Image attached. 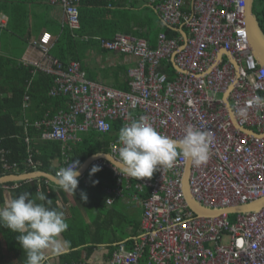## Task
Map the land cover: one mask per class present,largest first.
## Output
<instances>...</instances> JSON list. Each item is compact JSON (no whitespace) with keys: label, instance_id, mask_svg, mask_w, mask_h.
Here are the masks:
<instances>
[{"label":"built area","instance_id":"2783aa9c","mask_svg":"<svg viewBox=\"0 0 264 264\" xmlns=\"http://www.w3.org/2000/svg\"><path fill=\"white\" fill-rule=\"evenodd\" d=\"M49 2L62 6L72 32L80 28V0ZM148 2L166 25L182 28L186 35L169 37L160 32L156 46L125 33L98 37L101 48L136 58L128 69V90L89 79L77 60L63 62L53 56L50 33H42L33 42L40 53L39 59L29 62L33 73L41 70L51 75L49 95L66 96L67 106L32 124L24 123L28 146L25 165L35 167L29 125L41 130L40 139L61 143L65 158L57 177L68 165L67 143L78 141L79 133H107L116 120L123 126L145 117L158 132L177 141L189 125L210 134L208 160L201 165L190 161L189 187L201 206L222 210L264 197V65L251 47L247 0ZM166 64H171L173 77L162 71ZM256 97L261 98L260 103ZM24 99L26 106L29 97ZM105 125L110 126L107 131L102 130ZM108 146L109 153L117 157L119 140ZM8 152L0 147V160L7 171L3 175L19 174L17 165L9 163ZM187 161L178 156L171 168H158L152 177L139 179L123 176L102 158L87 168L90 173L99 165L119 179H131L144 195L141 235L131 247L118 243L110 264H264V205L250 212L231 213L236 216L234 222L225 212L196 215L182 189ZM85 172L78 184L86 186ZM20 181L4 183L3 187L16 188ZM44 183L50 188L49 179ZM38 188L42 189L41 182Z\"/></svg>","mask_w":264,"mask_h":264},{"label":"crops","instance_id":"0c3cea01","mask_svg":"<svg viewBox=\"0 0 264 264\" xmlns=\"http://www.w3.org/2000/svg\"><path fill=\"white\" fill-rule=\"evenodd\" d=\"M116 2L117 5L106 6L107 12L103 18H101L102 15L96 14L99 8L96 6L90 8L86 15L87 30L81 32L80 19V28L72 32L66 23L63 8L59 4H53L49 0L0 1V54L13 60L17 65L32 67V77L23 94L22 117L19 121L24 131L25 122L32 124L42 120L48 114L50 115L52 109L51 104L47 107L42 105L41 109L32 107L29 94L30 84L36 74L45 73L41 70L33 73L34 66L29 64L40 57L33 42L37 41L44 32L51 35L50 53L53 56L63 62L79 61L89 79L114 88L129 89L128 69L135 64L136 58L104 50L97 38H112L117 33H125L142 37L148 40L151 46H156L157 36L152 37L151 22L164 26L161 31L165 33L171 26L163 22L159 11L148 0H117ZM145 7H150L152 12L148 18ZM173 29L177 35L181 33L178 28L173 27ZM69 35L72 38L68 37ZM83 36H87L88 39L86 40ZM76 56L79 59H75ZM25 95L29 97L26 106H24ZM32 127L34 126L29 125L27 132ZM87 132L79 133L78 141L67 143V158L71 155V148L81 142ZM109 135H111L109 143L118 140V134L115 131H111ZM103 138L102 136L100 140L103 141ZM100 147L101 150L95 153L110 152L109 146L106 148L107 151L102 149L103 145ZM64 158L61 155L59 159L52 162V167L60 164L56 167V171L63 165ZM85 176L88 179V185L78 184L74 193L60 189L57 183L50 180L49 190L52 189L54 192L51 206L57 207L58 204L57 210L64 212L69 227L61 236L70 242L66 253L49 260L53 264L72 263L78 260L87 264H110V258L118 243L123 242L131 247L141 235L140 221L144 195L134 188L133 181L126 177L119 179L107 168H101L92 175L86 171ZM93 180L98 182L90 185ZM85 196L86 199L83 198ZM11 198H13L11 191H6L4 202ZM74 243L76 245H72ZM13 264L21 263L15 260Z\"/></svg>","mask_w":264,"mask_h":264},{"label":"clouds","instance_id":"9594fccd","mask_svg":"<svg viewBox=\"0 0 264 264\" xmlns=\"http://www.w3.org/2000/svg\"><path fill=\"white\" fill-rule=\"evenodd\" d=\"M256 102L260 103L261 98L256 97ZM109 127L105 125L102 130L107 131ZM211 139L208 132L189 125L184 136L177 141L158 132L145 117H140L120 128L118 156L107 153L105 159L112 162L123 176L150 178L158 168H171L178 156L190 159L196 165L205 163ZM78 166V160L71 161L57 172L56 183L60 189L75 192L81 175ZM100 170L101 166L94 165L90 175ZM51 203L44 193L31 198V194L25 192L0 206V226L18 233L15 239L26 253L25 264H48L51 258L68 250L70 242L61 234L69 225L64 212L57 210L59 205L52 207Z\"/></svg>","mask_w":264,"mask_h":264},{"label":"trees","instance_id":"16d2710c","mask_svg":"<svg viewBox=\"0 0 264 264\" xmlns=\"http://www.w3.org/2000/svg\"><path fill=\"white\" fill-rule=\"evenodd\" d=\"M116 1L117 0H80L79 11L82 22L81 32L87 30L86 15L88 14V10H91L90 8L94 6L99 8L96 14L102 15L101 18H103L107 12L105 9L106 6L108 4L117 5ZM255 10L257 17L264 28V0H256ZM166 34L169 37H174L177 35V32L173 27H169L166 29ZM68 37L72 38L71 35ZM75 59H79V57L76 56ZM31 70V66L23 67L19 64L17 65L13 60L0 54V147L9 151L7 154L9 163H15L19 173L24 171L31 172L34 170H41L56 174V167H59L60 164L52 167V162L57 158L59 159L62 155L61 143L58 141L40 139L41 130L34 127L30 128L28 134L31 136L29 147L35 167L25 165L28 156V146L25 142V131L19 121L22 117L23 94L32 77ZM162 71L167 72L169 77H173L174 70L170 64L163 65ZM52 84L53 77L51 75L38 72L32 80L29 89L31 106L41 109L42 105L47 107L48 104H51V116L56 113L57 110L67 106L66 96L50 97L48 95V91ZM121 127V122L116 120L112 122L111 131H115L119 134ZM111 131L107 133H99L92 130L85 133L81 142L71 148V155L66 164L77 160L79 161V164H81L89 155L97 152L101 148L100 145H103L102 149L107 151L106 148L109 139L111 138V135H109ZM102 136L104 137L102 139L103 141L100 140ZM6 172L7 171L3 168V162L0 160V176ZM44 181V177L37 180H21L18 187L12 188L9 191H11L13 198L28 192L31 194V198H35L38 193H44L46 198L51 200L52 197L54 198V192L52 189L49 190V188L46 187ZM38 182L42 183V189L40 190L38 188ZM94 182L95 181L93 180L90 185H94ZM6 191L8 190L3 187V184H0V205L4 202ZM17 235L18 233H14L6 227L0 226V264H13L15 260L21 264H25L26 253L19 245V242L15 239ZM72 245L76 244L74 243ZM76 263L87 264V262L79 260L77 262H67L64 264Z\"/></svg>","mask_w":264,"mask_h":264},{"label":"water","instance_id":"95a60500","mask_svg":"<svg viewBox=\"0 0 264 264\" xmlns=\"http://www.w3.org/2000/svg\"><path fill=\"white\" fill-rule=\"evenodd\" d=\"M253 1L254 0H247V12L246 13H247L249 37H250L251 47H252V50L254 52L256 59L260 62V64L264 65V34L260 30L257 16L253 13ZM178 30L182 34L186 35L182 28H178ZM226 95H225V98H226ZM225 101H226L227 106L229 107L230 113L232 114V111L228 103V99L226 98ZM106 155L107 153H95V154L90 155L88 158H86L81 163L78 170L80 171L81 174H83L94 160L98 158H105ZM106 160L110 162L108 159ZM190 161L191 160L188 159L186 167H185V171H184L183 178H182V189H183L185 200L188 203L189 208L192 211H194L196 215L216 216L223 212L229 213V214L245 213V212L258 210L264 205V197H262L248 204L239 205V206H231L229 208H225L222 210H211V209L204 208L195 200V198L193 197L190 191L189 182H188L189 175H190ZM39 177L47 178L55 183L57 179V177L51 173L40 171V170H34L31 172H26V173H19V174L12 173V174H6L3 176H0V184H4L7 182H11V181L33 180Z\"/></svg>","mask_w":264,"mask_h":264},{"label":"rangeland","instance_id":"374dc122","mask_svg":"<svg viewBox=\"0 0 264 264\" xmlns=\"http://www.w3.org/2000/svg\"><path fill=\"white\" fill-rule=\"evenodd\" d=\"M145 11H146V13H147V18H148V16H150V15H152V12H151V9H150V7H145ZM128 12V11H127ZM131 14V13H130ZM132 15V14H131ZM149 20V19H148ZM147 21V20H146ZM150 21V20H149ZM153 25L151 26V34H152V37H158V35H159V31H161V29L164 27H162V26H158V23H153V22H151ZM162 32V31H161ZM156 41H157V39H156ZM56 54V53H55ZM102 138V137H101ZM229 219H230V221L231 222H234L235 221V219H236V216L234 215V214H230V216H229Z\"/></svg>","mask_w":264,"mask_h":264},{"label":"flooded vegetation","instance_id":"af4514ba","mask_svg":"<svg viewBox=\"0 0 264 264\" xmlns=\"http://www.w3.org/2000/svg\"><path fill=\"white\" fill-rule=\"evenodd\" d=\"M255 3H256V0L253 1V13L257 16L256 10H255ZM257 19H258V17H257ZM258 24H259V26H260V30H261V31L263 32V34H264V28H263V26L261 25L259 19H258Z\"/></svg>","mask_w":264,"mask_h":264}]
</instances>
